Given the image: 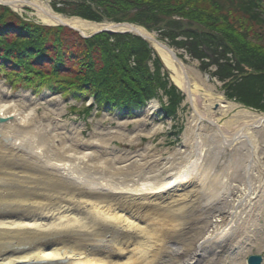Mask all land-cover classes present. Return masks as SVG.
<instances>
[{"label":"bare ground","instance_id":"obj_1","mask_svg":"<svg viewBox=\"0 0 264 264\" xmlns=\"http://www.w3.org/2000/svg\"><path fill=\"white\" fill-rule=\"evenodd\" d=\"M0 5L31 9L40 24L67 25L88 39L143 36L191 108L174 149L154 140L141 146L162 125L85 140L81 128L69 134L62 125H39L41 101L54 96H5L0 82V264H249L253 249L264 250V166L257 164H264L257 162L264 113L210 90L193 65L144 27L67 17L45 0ZM157 98L146 117L159 110Z\"/></svg>","mask_w":264,"mask_h":264},{"label":"trees","instance_id":"obj_2","mask_svg":"<svg viewBox=\"0 0 264 264\" xmlns=\"http://www.w3.org/2000/svg\"><path fill=\"white\" fill-rule=\"evenodd\" d=\"M66 2L72 6L70 11L57 6L55 10L94 22L136 23L179 47L186 45L176 42V36L192 39L188 52L199 59L207 57L203 49L211 50L214 57L232 54L236 71L242 65L254 70L253 76L244 77L240 89H233L234 96L245 105L264 108V0ZM185 23L196 28L189 30ZM152 52L146 41L131 34L102 33L83 39L68 28L26 22L0 6V75L34 93L44 88L63 95L82 93L93 97L99 108L132 112L164 91L172 100L166 113L174 115L180 93L168 87L158 59L151 71L146 60H151ZM226 64L225 71L234 70Z\"/></svg>","mask_w":264,"mask_h":264},{"label":"rangeland","instance_id":"obj_3","mask_svg":"<svg viewBox=\"0 0 264 264\" xmlns=\"http://www.w3.org/2000/svg\"><path fill=\"white\" fill-rule=\"evenodd\" d=\"M49 6L55 11V6L67 9L70 11V4L67 3V0H45ZM68 11V12H69ZM31 9L25 10L23 13H17V15L20 17L22 20H27L30 23L34 24H40L37 18L33 15H31ZM60 14H63L67 17H79L84 19L81 16L77 15H72L69 13H63V12H58ZM179 19V18H177ZM88 20V19H85ZM91 21V20H88ZM107 22H113L109 20H105ZM94 22V21H93ZM104 22V21H103ZM136 26H141L136 23H134ZM191 25L192 28H191ZM190 26V27H189ZM144 27V26H141ZM185 27H187L189 30L190 29H195L196 25L194 24H189L188 25L185 23ZM145 28V27H144ZM69 29V28H68ZM146 29V28H145ZM71 30V29H70ZM74 31V30H72ZM149 31V30H148ZM78 33L77 31H74ZM152 33H155L156 36L164 41V43L170 45V47L174 48L181 59H183L186 63L193 65L195 69H197L202 77V79L205 82L206 87H208L210 90H212L215 93L218 94H224L226 93L228 96L227 98L240 102L238 98L234 95L236 93L234 92L233 89H240L239 84L243 82L244 77L248 76H253L254 75V70L248 66L242 65V70L241 71H236L233 66H235L236 62L233 61V56L232 54H226L227 57L220 58L219 56H215L211 50L203 49L204 52L207 54V57L204 59H199L196 58L195 56H192L188 52V46L189 43L192 39L186 38L182 35L176 36V42L180 41L181 43H185L186 46L179 47L177 45H173L169 39H164L161 33L156 32V31H150ZM79 34V33H78ZM102 34V33H101ZM109 34V33H106ZM111 35V34H110ZM95 37V36H93ZM92 37V38H93ZM91 38V39H92ZM151 60L147 61L149 64V67L151 71H154L155 66H154V61L157 59L161 62L159 56L157 54H154L153 52L150 54ZM228 59V60H227ZM229 61V62H228ZM131 65L135 66L136 61L132 58L131 59ZM226 63H229L234 70H226L224 69L223 66L227 65ZM161 65V71L163 76L166 74L167 75V81L169 83L168 87H174L175 85L171 83L169 79V75L167 72L163 70V66ZM223 71V72H222ZM229 71V72H228ZM221 75V76H220ZM165 80V78H164ZM61 81V78H60ZM59 81V82H60ZM0 82L4 84L6 87V91L3 93V95H16L18 93H21L23 91L25 92H30L35 98L41 97L42 95L47 94L54 96V98H45L41 101V108L39 109V125L42 126V128H56L62 125V127L65 128V131L68 132L69 134H72V130L74 128H81L82 131L84 132L85 140H90L91 137L95 133H110L111 135H122L125 136L126 134H132L136 133L139 130L141 132L147 133L150 132L151 129L162 125L163 126V131L154 138H146L143 137L140 141L141 146L147 145L150 141L154 140V143L159 146V149L162 150H167V149H174L175 147L179 146L181 142V134L183 133L188 120L191 116V108L189 107L188 104H185V98L182 93L179 94V105L174 111V115L169 114L167 115L166 110L168 107L171 105V98H169L166 95V92L160 91L159 92V97L157 98L160 103L159 110L155 112L154 115L150 117H146L148 115L147 107L148 103L145 104V106L139 110H133L132 112H118V109H113V111H110L108 109H103L99 108L96 104H94L92 99L93 97H84L82 93H66V94H60V93H54L53 91H50L47 88L42 89L38 93H34L32 90H26L22 87L11 85L9 79L6 77H3L0 75ZM55 85V84H52ZM51 87V83L49 85ZM177 89V88H176ZM231 89V90H230ZM9 90V92H8ZM252 90V89H251ZM177 91H179L177 89ZM240 92L239 90H237ZM180 92V91H179ZM232 96H234L232 98ZM7 98V97H4ZM10 98V97H8ZM250 99V98H249ZM248 106V105H247ZM248 109H251L253 111H257L260 113H264V108L259 109L257 107H252L248 106L246 107ZM117 110V111H116ZM63 112L60 118L57 119V116L59 113ZM144 122V125L140 127L139 129L137 128V123L138 122ZM128 125L129 130H124L121 131V126L123 125ZM47 126V127H46ZM63 128V129H64ZM114 145H117L121 149H128L129 145L121 144V143H114ZM264 152V149H263ZM260 157V160L262 163H264V155H258ZM259 166H264V164L257 163ZM258 172V171H257ZM264 172V169L262 167V173ZM259 173V172H258ZM261 173V172H260ZM262 224V236H264V219L261 221ZM258 235L253 236L251 240L247 241L245 240L247 246H250L253 244V242L258 241L259 239ZM238 250H236L237 252ZM253 255H260L264 257V250L262 252L257 251L256 249H253L249 255L247 256V259ZM227 264H231L230 262H227ZM264 264V263H263Z\"/></svg>","mask_w":264,"mask_h":264},{"label":"water","instance_id":"obj_4","mask_svg":"<svg viewBox=\"0 0 264 264\" xmlns=\"http://www.w3.org/2000/svg\"><path fill=\"white\" fill-rule=\"evenodd\" d=\"M116 25H130V26H131V24H128V23H120V24H116ZM60 26H64V27H67V28H70V29H72V30H74V31L79 32L78 30H76V29H74V28H72V27H69V26H67V25H60ZM79 33H80V32H79ZM80 35H81L83 38H87L86 36L82 35L81 33H80ZM93 36H94V35H93ZM138 36L144 38V37L141 36V35H138ZM91 37H92V36H91ZM144 39H145V38H144ZM145 40H146V39H145ZM0 121L2 122L3 119H1ZM261 262H262V258L259 257V256H254V257H250V258H249V264H261Z\"/></svg>","mask_w":264,"mask_h":264}]
</instances>
